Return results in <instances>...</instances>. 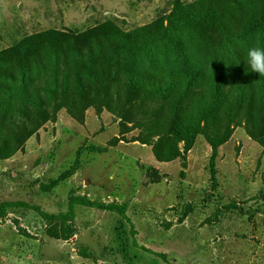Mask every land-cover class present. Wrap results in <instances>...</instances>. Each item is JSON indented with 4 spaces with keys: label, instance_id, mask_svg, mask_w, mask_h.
Instances as JSON below:
<instances>
[{
    "label": "rangeland",
    "instance_id": "374dc122",
    "mask_svg": "<svg viewBox=\"0 0 264 264\" xmlns=\"http://www.w3.org/2000/svg\"><path fill=\"white\" fill-rule=\"evenodd\" d=\"M191 1L0 0V51L47 30L78 34L112 21L131 31ZM214 2L243 21L264 7V0ZM191 31L181 38L199 52ZM201 42L206 50L225 47L214 35ZM159 105L162 99H144L126 105L128 112L93 103L51 113L20 150L0 160V203L22 202L49 214L65 212L71 195L126 203L137 244L166 254L169 262L264 264L262 136L237 119L217 148L213 181L211 146L203 135L188 151L171 135L155 136L149 109ZM79 150V169L43 190L74 164ZM73 224L69 240L56 239L33 210L7 209L0 218V264H168L134 247L129 225L114 213L78 206Z\"/></svg>",
    "mask_w": 264,
    "mask_h": 264
},
{
    "label": "trees",
    "instance_id": "16d2710c",
    "mask_svg": "<svg viewBox=\"0 0 264 264\" xmlns=\"http://www.w3.org/2000/svg\"><path fill=\"white\" fill-rule=\"evenodd\" d=\"M189 29L203 50L189 49V38H181ZM207 35L223 38L225 47L206 50L201 38ZM254 46L264 47V7L243 21L231 11L223 13L214 0L177 4L152 23L127 32L106 21L78 34L47 30L27 36L0 51V160L12 157L61 108L77 111L96 103L108 111L128 112L125 107L133 102L162 99L163 105L149 109L155 136L171 135L188 151L203 135L211 146L214 181L217 148L229 139L232 124L244 119L264 143V77L246 63ZM80 155L81 150L74 164L43 190L71 177L80 167ZM17 206L33 210L49 226L47 234L63 240L75 234L76 207L114 213L129 225L134 247L179 264L137 244L126 203L71 195L65 212L49 214L22 202H1L0 218Z\"/></svg>",
    "mask_w": 264,
    "mask_h": 264
},
{
    "label": "clouds",
    "instance_id": "9594fccd",
    "mask_svg": "<svg viewBox=\"0 0 264 264\" xmlns=\"http://www.w3.org/2000/svg\"><path fill=\"white\" fill-rule=\"evenodd\" d=\"M246 63L251 72L264 77V47L254 46L249 48L246 54Z\"/></svg>",
    "mask_w": 264,
    "mask_h": 264
},
{
    "label": "crops",
    "instance_id": "0c3cea01",
    "mask_svg": "<svg viewBox=\"0 0 264 264\" xmlns=\"http://www.w3.org/2000/svg\"><path fill=\"white\" fill-rule=\"evenodd\" d=\"M191 2H192V1H191ZM141 4H142V5H148V3H147V2H145V3H144V2H142Z\"/></svg>",
    "mask_w": 264,
    "mask_h": 264
}]
</instances>
